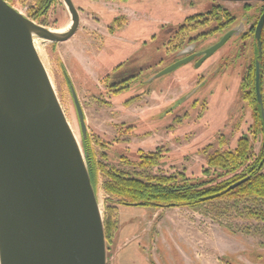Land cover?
<instances>
[{
  "label": "rangeland",
  "instance_id": "1",
  "mask_svg": "<svg viewBox=\"0 0 264 264\" xmlns=\"http://www.w3.org/2000/svg\"><path fill=\"white\" fill-rule=\"evenodd\" d=\"M72 1L79 12L76 32L55 43L34 37L33 45L79 141L70 85L82 107L103 220L115 213L117 221L106 239L107 264H264L262 199L221 197L167 208L124 206L105 190L103 173L107 166L139 178L220 182L241 169L229 174L210 164L211 152L233 150L245 139L248 163L261 154L264 131L252 100V34L245 39L235 35L201 67L190 62L170 74H154L189 48L202 51L216 43L228 26L216 29L214 20H234L229 28L244 22L247 30L260 4L247 2L252 5L244 9L243 2L206 0ZM8 3L28 17V7L35 2ZM69 21L62 1L52 0L35 22L58 29ZM180 29L185 33L173 45L170 35ZM125 55L127 60L113 71ZM139 69L143 71L129 89L112 87L115 78ZM262 95L264 103V71ZM152 152L160 155L156 164L137 165L141 155Z\"/></svg>",
  "mask_w": 264,
  "mask_h": 264
},
{
  "label": "water",
  "instance_id": "2",
  "mask_svg": "<svg viewBox=\"0 0 264 264\" xmlns=\"http://www.w3.org/2000/svg\"><path fill=\"white\" fill-rule=\"evenodd\" d=\"M61 1L70 15V25L56 32L0 0V264H107L103 215L82 140L67 121L33 45L34 37L55 43L76 32L78 9L72 0ZM263 23L264 12L255 31L258 56ZM235 33L237 29L228 31L215 44L172 63L155 76L202 54L195 66L200 65ZM254 75L256 101L264 122L258 58ZM70 91L81 139H86L84 113L72 85Z\"/></svg>",
  "mask_w": 264,
  "mask_h": 264
},
{
  "label": "trees",
  "instance_id": "3",
  "mask_svg": "<svg viewBox=\"0 0 264 264\" xmlns=\"http://www.w3.org/2000/svg\"><path fill=\"white\" fill-rule=\"evenodd\" d=\"M34 6L28 7V17L33 21L43 15L52 0H33ZM261 40V56H258V49L254 43L256 50V59L260 60L261 68V90L264 71V31ZM255 64V63H254ZM255 66V65H254ZM252 100L256 105L257 121L262 126L264 131V122L260 114V108L256 101L255 90L253 88ZM251 94V92L249 93ZM82 147L84 149L86 162L88 165L89 175L92 186L95 184V162L92 152L88 148L87 139H82ZM249 152L245 139H240L233 150L220 151L219 149L211 152L207 161L210 164L218 165L226 170V173H235L239 169L241 172L229 177L223 181L215 182L198 181L194 183H186L175 181L174 176H146L136 177L124 173L123 171L115 170L107 166L103 167V173L107 177L104 187L105 190L117 198V204L124 206H149L153 208H167L172 206L186 205L194 206L200 202L221 197H253L264 201V173L261 172L264 166V142L263 151L251 163L249 161ZM160 158L159 153H149L141 155L137 165L140 167L157 163ZM248 177L233 189L226 190L227 187L236 181ZM110 218V219H109ZM117 225L115 213L108 215L104 221V232L107 239L110 230L115 229Z\"/></svg>",
  "mask_w": 264,
  "mask_h": 264
},
{
  "label": "flooded vegetation",
  "instance_id": "4",
  "mask_svg": "<svg viewBox=\"0 0 264 264\" xmlns=\"http://www.w3.org/2000/svg\"><path fill=\"white\" fill-rule=\"evenodd\" d=\"M7 2H8V0H6ZM206 1H210V2H212V3H214V4H217L218 2H232V1H221V0H206ZM240 2H243V4L245 5L244 6V9L247 7H251V3H247V2H254V3H258V4H260V7H259V13H258V15H257V18L254 20V21H252L250 24H249V27H248V29L247 30H245V28H246V24L244 23V22H242V23H240V24H234V28H229V26L232 24V21H234V20H232L231 22H225L224 24H222V22H218L217 20H214L215 21V28L216 29H218L219 27H221L222 29H223V27L224 26H228V28L222 33V35H221V37H220V39L222 38V36L223 35H225L228 31H230V30H232V29H237V33H235V34H232L229 38H228V40L224 43V45L232 38V37H234L235 35H238V34H241V36H243V38L245 39V38H248V35H247V33L248 34H252V38H253V42L254 43H256V40H255V31H256V26H257V23H258V20H259V18H260V16L262 15V13L264 12V2H260V1H254V0H251V1H240ZM209 21V20H208ZM223 25V26H222ZM236 25H237V27H236ZM263 31H264V23H263V25H262V27H261V32H260V38L263 36ZM184 33L185 32H183V30L181 31V29L179 30V32L178 33H176L175 31L173 32V34L172 35H170V38H169V40H173V45H175V43H176V37L177 36H180V34H183L184 35ZM155 35H153L152 37H154ZM192 35H190V36H188V38H189V43L190 42H192L193 41V39H192V37H191ZM219 39V40H220ZM218 40V41H219ZM217 41V42H218ZM215 44V43H214ZM213 45V44H212ZM223 45V46H224ZM211 46V45H210ZM222 46V47H223ZM222 47H220L219 49H217L211 56H209L207 59H205L201 64H200V67L201 66H203L206 62H207V60L209 59V58H211L215 53H217ZM208 48V47H207ZM199 52H201V50H190V48H189V51L186 53V54H184V56H182L181 57V59H183V58H185V57H187V56H190V55H193V54H197V53H199ZM201 55L202 54H199V55H197V56H195L192 60H190L189 62H187V63H190V62H196L200 57H201ZM127 56L125 55V57L122 59V61L120 62V63H118L112 70L113 71H115L116 69H118L119 67H121L123 64H124V62L127 60V58H126ZM126 58V59H125ZM178 60H180V59H178ZM178 60H175V61H173L172 63H174V62H176V61H178ZM162 63V59H160L159 60V62L157 63L158 65H160L161 66V64H159V63ZM172 63H170L169 65H171ZM169 65H167V66H163L160 70H158L156 73H154L155 75L157 74V73H159L160 71H162L163 69H165L166 67H168ZM148 67H150V65L148 66ZM177 69V68H176ZM175 69V70H176ZM175 70H173V71H175ZM254 70H255V66H254ZM112 71V72H113ZM142 71H143V69H139V71L138 72H136L135 74L133 73L132 75H128V76H125V77H122V78H115L114 80H113V88L114 89H119L120 91H125V90H127V89H129L130 88V86H131V82H133L134 80H136V79H138L139 77H140V74L142 73ZM173 71H171V72H173ZM171 72H169V73H167V74H170ZM162 76V75H161ZM156 77V76H155ZM254 78H255V75H254ZM254 90H255V79H254ZM150 258V257H149ZM153 263V262H152ZM154 264V263H153Z\"/></svg>",
  "mask_w": 264,
  "mask_h": 264
},
{
  "label": "bare ground",
  "instance_id": "5",
  "mask_svg": "<svg viewBox=\"0 0 264 264\" xmlns=\"http://www.w3.org/2000/svg\"><path fill=\"white\" fill-rule=\"evenodd\" d=\"M70 25V21H69V24L65 27H62V28H58V29H52V31H56V32H62V31H65Z\"/></svg>",
  "mask_w": 264,
  "mask_h": 264
},
{
  "label": "crops",
  "instance_id": "6",
  "mask_svg": "<svg viewBox=\"0 0 264 264\" xmlns=\"http://www.w3.org/2000/svg\"><path fill=\"white\" fill-rule=\"evenodd\" d=\"M152 258V257H151Z\"/></svg>",
  "mask_w": 264,
  "mask_h": 264
}]
</instances>
